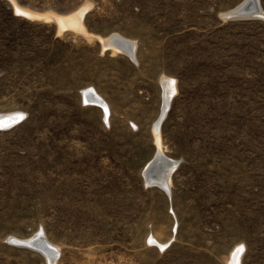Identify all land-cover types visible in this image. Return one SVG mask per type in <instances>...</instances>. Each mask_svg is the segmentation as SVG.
Returning <instances> with one entry per match:
<instances>
[{
	"label": "rangeland",
	"instance_id": "1",
	"mask_svg": "<svg viewBox=\"0 0 264 264\" xmlns=\"http://www.w3.org/2000/svg\"><path fill=\"white\" fill-rule=\"evenodd\" d=\"M242 1L14 0L59 17L87 5L81 33L0 0V115L21 118L0 124V264H47L15 244L39 232L56 264H230L240 245L239 264H264V17L221 16ZM112 33L136 63L103 49ZM163 77L170 190L143 174Z\"/></svg>",
	"mask_w": 264,
	"mask_h": 264
},
{
	"label": "bare ground",
	"instance_id": "2",
	"mask_svg": "<svg viewBox=\"0 0 264 264\" xmlns=\"http://www.w3.org/2000/svg\"><path fill=\"white\" fill-rule=\"evenodd\" d=\"M14 4V9L16 13L22 14L26 16L27 18H30L32 20H44L46 22L54 21L58 26V31L61 32L65 29H72L74 31H80L81 33H86V30L84 26L82 25V17L85 13V10H87L88 6L83 5L80 8H78L73 13L66 15V16H56L52 14V12H47L44 14H38L31 11H26L25 9H21L18 7L14 0H9ZM254 1V4L256 6L255 13H259V15L264 17V13L258 3V0H243L238 5H236L234 8L230 9L226 13H223L221 16L226 17L227 15H234L236 12H241L240 9L243 7H247V5ZM253 6V5H252ZM80 33V34H81ZM85 36V35H84ZM90 39V38H89ZM101 44L103 49H110L113 53H120L126 57H128L131 61L136 63V45L133 41L126 39L122 37L119 34L112 33L109 34L106 38H101ZM112 54V53H111ZM163 83V94H162V107L160 111V116L162 113L166 115L167 110L170 105L171 99L176 94V87H175V81L173 79L163 77L162 78ZM83 97L85 99L91 100L90 102H93L96 107H99L102 109L105 113L107 111V105L106 102L98 95L93 89H86L83 92ZM16 113L9 115L8 117H15ZM163 115V116H164ZM6 115H0V124H2L4 127L8 126L13 122L11 119H7L8 117H3ZM155 121L154 129L156 131V142H157V149L156 153L154 154L153 158L147 163V165L144 168V177L148 175L149 173H152L155 180H157V183L165 190H170V174L178 164L177 161L171 160L163 155V153L160 151V139L158 136L159 128L162 123L159 124V119ZM14 119V118H13ZM161 179V182L159 181ZM38 233V232H37ZM39 236H33L26 240H19L24 243H28L33 240L39 246L43 249L44 254L43 255L47 261V264H56V246L49 243L45 236L41 235L40 232L37 234ZM45 235V234H44ZM35 238V239H33ZM38 247V248H39ZM24 248V247H23ZM58 250V249H57ZM241 256V251L239 248H235L231 254V263L230 264H239V259Z\"/></svg>",
	"mask_w": 264,
	"mask_h": 264
},
{
	"label": "water",
	"instance_id": "3",
	"mask_svg": "<svg viewBox=\"0 0 264 264\" xmlns=\"http://www.w3.org/2000/svg\"><path fill=\"white\" fill-rule=\"evenodd\" d=\"M255 10H256V6L254 4V1H251L247 5V7H243L242 9H240L241 12H236L234 15H231V16L227 15L224 18L227 20H247V19L262 18L263 16L261 17V15H259V13H255ZM163 115H164V113H162V115L160 116L159 124L162 123V121L165 118V115L164 116ZM16 116H17L16 118L11 119V120H13V122H11V124L9 125L10 127L20 121L21 118L19 117V115H16ZM7 128H9V127L6 126L4 129H7ZM152 177H153L152 173H149L148 175L145 176V179L149 184H155V185L161 187L157 183V180H155ZM40 234L42 235L41 232H40ZM35 236H39V235H35ZM33 239H35V238H33ZM15 244L19 247H24V248L36 250L39 253H42L43 255H45L43 249L40 248L39 246H37V244L35 242H33V240L28 242V243H24L22 241L15 240Z\"/></svg>",
	"mask_w": 264,
	"mask_h": 264
},
{
	"label": "snow or ice",
	"instance_id": "4",
	"mask_svg": "<svg viewBox=\"0 0 264 264\" xmlns=\"http://www.w3.org/2000/svg\"><path fill=\"white\" fill-rule=\"evenodd\" d=\"M239 250H243V245L238 246Z\"/></svg>",
	"mask_w": 264,
	"mask_h": 264
}]
</instances>
